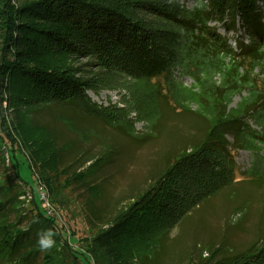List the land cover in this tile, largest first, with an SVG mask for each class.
I'll list each match as a JSON object with an SVG mask.
<instances>
[{"label":"rangeland","instance_id":"obj_1","mask_svg":"<svg viewBox=\"0 0 264 264\" xmlns=\"http://www.w3.org/2000/svg\"><path fill=\"white\" fill-rule=\"evenodd\" d=\"M22 1L26 0L10 3ZM175 3L181 12L201 6L213 10L208 0ZM142 8L139 12L148 14ZM154 13L150 11L147 21L154 20ZM231 16L224 13L222 20L208 21V27L225 38L233 52H239L237 38L245 46H251L253 37L259 43L256 33ZM262 25L264 32V11ZM176 27L178 34L185 37L182 25ZM260 42L264 46V39L260 38ZM198 45L193 42L188 47L191 54ZM206 48L208 71L213 72L220 65V55L225 53L220 54L213 46ZM183 50L187 61L188 51L185 47ZM215 53L216 62L211 59ZM12 59L0 34V67L2 61ZM220 60L226 70L232 64L229 56ZM100 64L81 55L60 59V69L80 82L93 83L92 89L85 91L86 103L14 100L5 87H0V264H42L40 249L26 254L37 246L38 232L32 224L34 200L48 217L63 224L69 247L84 254L79 256L73 251L80 259L65 255L64 264H212L241 253L245 254V262L263 264L264 128L258 126L261 119L251 117V112L243 114H247L246 122L233 121L232 130L224 135L228 152L225 160L234 168L230 184L198 204L156 246L130 247L120 256V263L101 257L97 250L90 255L91 239L99 229L106 228L119 212L147 191L185 151L199 147L216 120L224 114L232 120L240 115L237 107L250 102L256 91L264 90V76L258 67L252 71L258 76L253 85H240L234 92L229 89L232 83L228 76L222 78L216 69L214 89L219 92H214L213 101H208L196 84V71L191 68L186 72L183 63L172 66L169 79L173 86L169 89L162 83L159 88L155 80L160 79H132ZM191 94L196 96L187 103L184 99ZM219 104L225 106V111ZM6 132L12 140L5 136ZM11 146L24 183L10 163ZM209 154L215 159L221 155ZM12 233H19L18 241L9 249L11 241L5 242L4 238ZM59 252L65 254L61 249Z\"/></svg>","mask_w":264,"mask_h":264},{"label":"trees","instance_id":"obj_2","mask_svg":"<svg viewBox=\"0 0 264 264\" xmlns=\"http://www.w3.org/2000/svg\"><path fill=\"white\" fill-rule=\"evenodd\" d=\"M208 1L213 10L201 6L181 12L175 0H26L15 5L10 0H0V34L4 47L9 48L13 56L12 60L2 61L0 87H5L4 90L14 100L86 103L85 91L92 89L93 83L80 82L67 70L60 69V59L72 55L94 58L100 61V66L120 71L132 79L149 82L160 79L155 80L159 88L162 83L166 89L173 86L169 79L172 66L183 63L186 72L191 68L196 71V84L208 101H213V93L219 92L214 89L213 77L216 73L222 78L228 76L232 92L240 85H253L258 78L252 72L255 67L264 76V46L259 45L260 38L264 39V0ZM139 7H143L148 14L155 11L151 16L154 20L147 21L148 14L139 12ZM224 13L238 17L248 31L257 34L259 43L253 37L250 39L251 46H245L237 38L235 42L239 52H233L227 40L208 27V21H220ZM179 23L185 37L178 34L180 30L176 26ZM193 42L200 43L195 54L188 49ZM208 45L215 47L220 54L225 53L220 55V65L214 67L213 72L208 71L209 61L205 59ZM184 47L188 51L185 56L187 61H184ZM224 56H229L232 62L227 70L220 60ZM211 59L216 62V53ZM260 93L264 94V90L256 91L250 102L237 107L240 115L232 120L227 119L225 114L216 120L199 147L185 151L147 191L119 212L106 228L99 229L91 239L90 255L97 250L102 253L101 257L120 263V256L126 254L130 247L156 246L158 240L175 229L198 204L230 184L234 168L225 160L228 152L223 143L224 135L232 130L234 122H246L244 117L247 114H243L247 112H251V117L261 119L258 122L260 125L255 123L264 128V96H259ZM195 96L191 94L184 100L193 102ZM139 105H144V102ZM219 106L225 111L224 105ZM77 108L80 109L78 105ZM5 136L12 140L9 133L6 132ZM14 149L11 146L8 151L10 163L16 176L24 183L19 177V162ZM210 152L221 155L215 159ZM31 191L33 194L34 191ZM34 201L36 214L32 224L35 231L51 229L55 232V245L41 252V263L64 264L65 255L73 260L80 259L73 251L84 257V254L69 247L63 224L48 217L47 211L39 208ZM36 223H39L37 229L34 226ZM12 234L4 238L5 242L11 241L9 249L18 241L19 233ZM38 249L37 245L26 254ZM244 260L245 254L241 253L212 264H249Z\"/></svg>","mask_w":264,"mask_h":264},{"label":"clouds","instance_id":"obj_3","mask_svg":"<svg viewBox=\"0 0 264 264\" xmlns=\"http://www.w3.org/2000/svg\"><path fill=\"white\" fill-rule=\"evenodd\" d=\"M55 232L51 229H44L37 233V245L41 251H47L50 248L54 247Z\"/></svg>","mask_w":264,"mask_h":264},{"label":"bare ground","instance_id":"obj_4","mask_svg":"<svg viewBox=\"0 0 264 264\" xmlns=\"http://www.w3.org/2000/svg\"><path fill=\"white\" fill-rule=\"evenodd\" d=\"M236 40V39H235Z\"/></svg>","mask_w":264,"mask_h":264}]
</instances>
